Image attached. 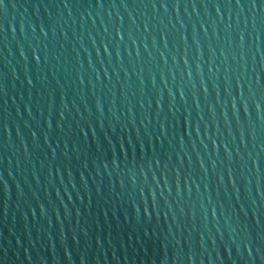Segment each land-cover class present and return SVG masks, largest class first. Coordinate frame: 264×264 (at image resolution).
Listing matches in <instances>:
<instances>
[{"label": "water", "instance_id": "obj_1", "mask_svg": "<svg viewBox=\"0 0 264 264\" xmlns=\"http://www.w3.org/2000/svg\"><path fill=\"white\" fill-rule=\"evenodd\" d=\"M0 264H264V0H0Z\"/></svg>", "mask_w": 264, "mask_h": 264}]
</instances>
